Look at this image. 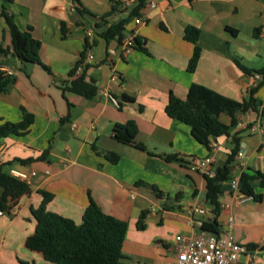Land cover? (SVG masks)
<instances>
[{"label": "crops", "instance_id": "obj_1", "mask_svg": "<svg viewBox=\"0 0 264 264\" xmlns=\"http://www.w3.org/2000/svg\"><path fill=\"white\" fill-rule=\"evenodd\" d=\"M79 2L0 0V46L12 48L4 10L21 31H30L41 42L40 59L48 68L23 62L13 53L0 57V69L8 80L7 90L0 93V124L21 122L23 108L34 116L27 134L0 138V163L7 173L36 172L30 192L20 199L15 212L0 216V264H54L26 246L37 230L32 210L42 204L43 191L53 195L48 211L77 224L93 203L127 221L125 264H165L173 257L177 235L197 234L204 222L213 220L205 175L191 171L188 161L213 155L217 164L221 154L229 156L230 143L220 138L213 141L218 147L209 152L193 137L189 125L168 116L166 106L171 95L186 99L192 84L238 102L248 99L263 80L255 76L264 67V0H146L140 25L133 15L138 4L126 10L120 0ZM125 20L126 36L135 34L141 48L122 56L120 43L108 42L97 28ZM188 27L200 30L201 58L194 72L188 71L195 51V44L185 39ZM90 30H94L92 38L87 36ZM87 41H93L94 59L86 60L82 72L98 87L95 98L65 90L78 77L71 76V71ZM255 97L260 113H240L232 129L242 134L244 150L243 166L235 165L232 179L247 171L264 175V128L260 132L248 129L264 113V85ZM222 120L230 122L226 115ZM130 121L136 123V143L144 149L113 138L115 125ZM109 152L119 155L116 164L107 158ZM251 186L261 195L260 201L252 197L243 201L231 182L223 185L220 234L230 231L252 251L253 264H264V251L249 247L264 245L262 178L253 179ZM3 192L0 186V198ZM191 204L206 206L209 213L190 216ZM144 210L148 211L147 227L139 230L137 222Z\"/></svg>", "mask_w": 264, "mask_h": 264}, {"label": "trees", "instance_id": "obj_2", "mask_svg": "<svg viewBox=\"0 0 264 264\" xmlns=\"http://www.w3.org/2000/svg\"><path fill=\"white\" fill-rule=\"evenodd\" d=\"M74 1L80 3L79 0ZM145 3L146 0H139L133 12L134 16H139ZM115 9L114 7L113 11ZM78 10L84 13L80 8ZM2 14L11 31L12 48L0 46V57H7L13 53L23 62L38 64L48 70L40 59L41 42L34 38L30 31H21L15 24L13 17L4 10ZM126 24V20L121 21L111 25L103 33L98 34L108 42L116 40L121 44L126 36ZM258 32L259 30H257ZM199 36V29L194 27L187 28L185 39L195 44L194 54L189 61V72H194L197 69L201 58L202 49L197 44ZM135 43L136 47L140 49L141 42L138 37H136ZM89 49L90 44L87 41L78 64L71 71V76L76 75L80 66H87L86 58ZM240 66L245 72L251 73L250 70L242 65ZM256 73L262 75L263 80L250 91L248 99L243 102L223 96L203 85L192 84L186 99L171 95L166 106L168 116L189 125L193 137L205 145L209 152L214 149L213 141L216 142L220 138H227L233 144V147L229 149V156L225 164L216 168L214 176L205 175L206 201L211 207L213 220L204 222L201 226L202 231L214 234L220 233L219 217L221 215L223 185L232 179L236 156L242 148L243 140L242 134L240 132L233 133L232 129L238 125V115L240 113H246L251 110L260 113V102L255 95L264 85V67ZM7 86L8 80L0 69V93L5 92ZM65 90L72 91L86 98H95L98 95V87L94 83L87 81L85 72L76 77ZM124 100L132 101L127 96H124ZM22 110L23 120L21 122H4L0 124V138H7L10 135L22 136L30 131L34 123V116L26 109L23 108ZM223 115L230 118L229 124L222 120ZM260 115L264 118V113ZM252 126L253 124H250L248 128ZM137 134L138 127L134 121H130L127 124H116L113 130V138L117 142L126 145H136L138 148L144 149L145 146L143 144L136 143ZM107 158L113 164L119 161V155L116 153H107ZM167 159L171 161L177 158L168 157ZM258 177L262 178L264 186V175L251 174L248 171L243 172L240 191L243 195L260 201L262 199L261 195L256 194L251 186V181ZM0 186L4 189L0 198V212L12 215L18 208L20 199L30 192V185L5 172L4 164L0 163ZM42 194L44 197L42 204L38 209L32 210L37 221V230L26 241V246L29 250L41 253L47 261L54 264H125L124 260L126 257L123 254V244L129 228L127 221L104 213L93 203L92 207L86 210L83 222L77 224L72 219L48 211L47 205L52 200L53 195L45 191ZM159 196L162 198L163 194L160 193ZM147 216L148 211L144 210L137 222L139 230H144L147 227ZM249 247L253 250L260 249L264 251V245L260 248L257 246Z\"/></svg>", "mask_w": 264, "mask_h": 264}, {"label": "built area", "instance_id": "obj_3", "mask_svg": "<svg viewBox=\"0 0 264 264\" xmlns=\"http://www.w3.org/2000/svg\"><path fill=\"white\" fill-rule=\"evenodd\" d=\"M139 0H120V4L123 9H129L137 5ZM156 5L155 1H151L150 6L154 7ZM75 11V8H72ZM134 21L137 25L143 24L144 20L142 17L135 16ZM94 30L87 32V36L92 38ZM136 35L130 33L127 35L122 43L120 44V53L125 56L131 53L136 48L135 43ZM90 49L86 60H93V41L89 43ZM112 54H118L116 50H111ZM83 66H80L76 72V75H81L83 71ZM9 75L13 74L11 71H7ZM258 79H263V76L256 74ZM108 98L116 106L119 105V101L106 93ZM264 128V120L260 115L258 120L253 124L251 128H248L250 132H260ZM218 147L217 143L213 144V148ZM244 156V151L240 150L236 156V164L243 166L241 162ZM189 168L191 171H200L204 175L214 176L216 170V159L213 155H209L205 158H192L189 163ZM243 173V172H242ZM10 174L19 180L31 185V177L36 175V172H31L27 174L25 172H20L17 170H11ZM242 175V174H241ZM241 175L237 178L231 180V187L235 193H241ZM251 197L243 195V201L250 199ZM189 203V199L185 200ZM209 205V204H208ZM189 215L194 216L196 214L206 215L209 210L206 206L191 204L188 209ZM6 215L4 212H0V216ZM232 221V219L230 220ZM173 257L165 264H253L252 251L245 245L238 243L234 236L228 232L222 234H214L206 231H201L197 234L186 236L183 234L177 235L173 244Z\"/></svg>", "mask_w": 264, "mask_h": 264}, {"label": "water", "instance_id": "obj_4", "mask_svg": "<svg viewBox=\"0 0 264 264\" xmlns=\"http://www.w3.org/2000/svg\"><path fill=\"white\" fill-rule=\"evenodd\" d=\"M107 28H108V25H105V26H103V27H99V28H97V31L101 33V32H104ZM227 147H228L229 149H231V148L233 147V144H232V143H229V144L227 145ZM243 151H244V150H243ZM227 159H228V154H221V155L219 156V162H217L216 167H222V166L225 164V162H226ZM221 196H223V193H222Z\"/></svg>", "mask_w": 264, "mask_h": 264}, {"label": "rangeland", "instance_id": "obj_5", "mask_svg": "<svg viewBox=\"0 0 264 264\" xmlns=\"http://www.w3.org/2000/svg\"><path fill=\"white\" fill-rule=\"evenodd\" d=\"M229 182H231V180Z\"/></svg>", "mask_w": 264, "mask_h": 264}]
</instances>
